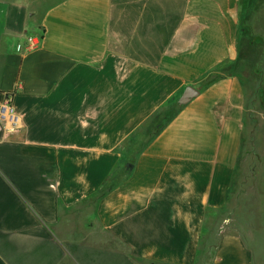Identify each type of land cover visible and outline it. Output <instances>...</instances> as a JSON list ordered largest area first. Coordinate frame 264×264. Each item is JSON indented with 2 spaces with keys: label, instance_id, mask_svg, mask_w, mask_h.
I'll return each instance as SVG.
<instances>
[{
  "label": "crops",
  "instance_id": "obj_1",
  "mask_svg": "<svg viewBox=\"0 0 264 264\" xmlns=\"http://www.w3.org/2000/svg\"><path fill=\"white\" fill-rule=\"evenodd\" d=\"M241 6L0 0V264H198L243 168L264 206ZM260 238L223 234L213 264H264Z\"/></svg>",
  "mask_w": 264,
  "mask_h": 264
},
{
  "label": "rangeland",
  "instance_id": "obj_2",
  "mask_svg": "<svg viewBox=\"0 0 264 264\" xmlns=\"http://www.w3.org/2000/svg\"><path fill=\"white\" fill-rule=\"evenodd\" d=\"M241 28L248 44L247 62L253 60L256 64L258 61L257 65L251 67L236 66V72L245 81L248 94L249 119L246 121L245 148L252 146L264 157V0H242ZM137 136L140 139L139 145L147 139L144 130ZM257 158V154H254L247 162L261 167L262 163ZM253 179V174L246 167L243 168L241 175L236 176L227 209L208 218L198 264L214 263L217 242L225 233L240 231L250 241L261 240L264 206L262 197L257 194V183ZM92 207L88 206L86 214L92 213Z\"/></svg>",
  "mask_w": 264,
  "mask_h": 264
},
{
  "label": "built area",
  "instance_id": "obj_3",
  "mask_svg": "<svg viewBox=\"0 0 264 264\" xmlns=\"http://www.w3.org/2000/svg\"><path fill=\"white\" fill-rule=\"evenodd\" d=\"M29 43V49L31 50L34 48L35 44L33 38L29 39ZM0 121L4 123L10 130H15L20 127V121L15 113L13 100L11 97L7 98L0 107Z\"/></svg>",
  "mask_w": 264,
  "mask_h": 264
},
{
  "label": "water",
  "instance_id": "obj_4",
  "mask_svg": "<svg viewBox=\"0 0 264 264\" xmlns=\"http://www.w3.org/2000/svg\"><path fill=\"white\" fill-rule=\"evenodd\" d=\"M199 91L193 87H189L185 93L183 94V96L181 97V99L179 100V105L183 106L186 105L187 103H189L194 97H196V95H198ZM128 168H132V165L129 164Z\"/></svg>",
  "mask_w": 264,
  "mask_h": 264
},
{
  "label": "trees",
  "instance_id": "obj_5",
  "mask_svg": "<svg viewBox=\"0 0 264 264\" xmlns=\"http://www.w3.org/2000/svg\"><path fill=\"white\" fill-rule=\"evenodd\" d=\"M247 119H249V116L247 117Z\"/></svg>",
  "mask_w": 264,
  "mask_h": 264
}]
</instances>
